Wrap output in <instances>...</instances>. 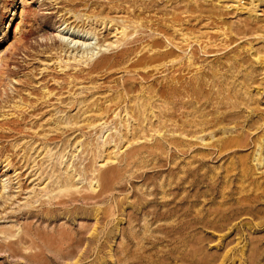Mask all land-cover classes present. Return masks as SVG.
<instances>
[{
    "label": "rangeland",
    "instance_id": "1",
    "mask_svg": "<svg viewBox=\"0 0 264 264\" xmlns=\"http://www.w3.org/2000/svg\"><path fill=\"white\" fill-rule=\"evenodd\" d=\"M62 1L24 0L23 8L22 0H0V264H264V166L251 162L254 140L262 133L250 125L259 120L264 126L257 116L264 114V76H256L252 97L244 101L249 107L238 110L240 119L229 117L232 121L211 129L198 125L183 133L171 123L165 127L173 110L164 113L163 107L176 104L159 96L151 102L154 115L132 119L111 110L100 116L125 75L113 69L109 78L104 71L94 74L90 85H69L74 71L59 72L49 48L59 47L54 38L59 20H75L70 9L85 16V22L97 14L90 6L107 0H75L68 6ZM84 2L89 7L79 6ZM144 8L139 1L115 8L111 17L143 13L156 24L195 37L199 43L192 45L201 55L197 66L205 70L196 73L194 68L187 77L205 76L211 82L214 70L227 71L225 86L239 89L244 75L264 68V0H175L151 12ZM22 10L25 23L17 29ZM22 33L28 41L15 44ZM180 39L177 35L176 42ZM260 81L263 93L256 95ZM208 94L193 100L190 119L198 122L211 111ZM215 98L211 103L219 112H238L226 104L230 100L219 106L223 96ZM251 109L258 112L250 120ZM90 121L95 122L88 129ZM212 132L215 142L237 136L239 147L211 157L215 149L202 139L211 143ZM178 139L191 143L180 148L189 152L170 159ZM161 144L167 152L158 148ZM3 186L8 187L4 195ZM187 194L195 205L191 213L188 205L172 212ZM162 213L166 217L156 215ZM87 240L93 241L89 254L76 263Z\"/></svg>",
    "mask_w": 264,
    "mask_h": 264
},
{
    "label": "bare ground",
    "instance_id": "2",
    "mask_svg": "<svg viewBox=\"0 0 264 264\" xmlns=\"http://www.w3.org/2000/svg\"><path fill=\"white\" fill-rule=\"evenodd\" d=\"M54 1L58 2L62 0H54ZM139 1L145 7L144 11L146 12H151L156 8H159V6L163 5V3L165 2L175 3V0H166V1L107 0V2L100 4L103 6H98L97 4L91 5L90 8L94 7L93 10L97 14L93 16L92 15L87 16L85 22H84L85 16L73 12L74 9L72 7H71L72 9L68 11V14H73V20L74 19L75 20L74 21L65 20V19L59 20L58 22L59 25L57 28L58 30L56 31L57 35L54 37L55 39L59 40L58 41L59 47L57 50L54 49V47L49 48V50L51 52H55L54 57H55V62H57L56 67L57 70H59V72L67 74L68 70L74 71L73 75L71 74L69 75V80H68L69 85H72L74 83H78L79 85H82L85 84V82L87 81H88L87 84L90 85V83L94 81V77H93L94 74L102 73V71H104L103 73H106L105 75H108L107 77L109 78L112 76V73H114L111 71H113V69H117L115 70V72L122 71V73L125 76H123L119 80L117 87L118 90L117 88L114 89V91H117V96L110 101L111 104H109V106L106 108V112L101 114L100 116H104V115L106 116V114L111 110H113L114 113L120 110L118 117L121 115V113L125 112L132 119L135 118L136 116L139 119L141 115L145 116L146 114L154 115L156 108L153 107L151 102L154 98L159 96L160 98L161 97L164 98L166 101H173V103L176 104L175 106H172L169 105V102H167L165 105L168 106L166 108L165 106L163 107L164 113L165 112L171 113L170 110H173V114L169 116V118L165 120V122H163L164 126L166 127L167 123H171L173 126L179 128L183 133L188 132L193 127H197L198 125L201 127H205L206 129L207 128L211 129L213 127H216L217 125L220 124L222 125L227 120L232 121V119H228L229 117L232 116H237V118L240 119V112L238 111L239 109H242L240 105H246L249 107V104L247 102L244 103V101H247V99H251L252 97L251 89L254 88L255 86L254 83L257 84L256 76H258L259 74H262L264 76V68L262 69V71H260V73L256 72L257 70L252 69L246 75H244V81L240 83L241 87L240 88L238 87L239 89H237V87L227 88L225 86L227 80V77H225V75L228 74L227 71L224 74H220L221 72H219L218 70H214L210 68L212 71L214 70L211 77L212 80L211 82L208 81V79L205 76L197 77L192 75V77H187L189 74L192 73V70L194 68L197 69L196 73L204 72L205 70L203 69L202 66L200 67L197 66V64L201 59L200 58L201 55L199 54V49L195 50L192 45L193 41L196 40L195 37L192 38L191 35L184 34L182 33V31L176 32L173 30L172 27H169L167 25H162L161 23L156 24V22L152 20H148V17H146L143 13H140L139 15H134L133 18L128 17L126 19L111 17V14L117 12L114 11L115 8L118 10H123L125 9V5L135 6L139 3ZM74 2L75 0L62 1L63 5L66 4L67 6L68 4L69 5L73 4ZM22 3H23L22 6L24 8V0H22ZM81 5L85 7H89V5H86L85 2L80 3L79 6ZM234 6L235 8H238L240 5H234ZM186 10L188 9L186 8ZM23 13L24 10H22L21 12L22 18L18 22L17 29H19L18 27L21 26V24L23 25L25 23L23 18L24 17ZM87 21H89V23H86ZM80 24L81 26L79 27ZM79 28L80 29L83 28L82 31L84 32V34H82ZM110 30H115L114 33H112L115 35L113 36V38H115L113 41L109 40V37L112 34H108V36L101 37L103 34L109 32ZM177 35H179V37L181 38L180 43H178V41L176 42ZM28 37L29 35L27 33H22L19 36V38H14V43L16 42L15 44H21L23 42H26L28 41ZM42 40L47 41V38H43ZM94 40H96V42H93ZM196 42L199 43V41H194V44ZM205 49L206 48H204V50ZM263 58L259 57L257 58L256 61H260ZM86 69H88V71ZM153 72H156V74L153 75L154 74ZM229 72H231V70ZM231 73L234 75L235 72H231ZM157 74L163 76H161V78L158 79L156 77ZM262 78H263L262 80H264V77ZM221 80H225V82L219 83V81ZM216 82H218L219 84L217 86V90H214ZM262 82L256 87L258 91L256 95H260V93H263L260 90V88L263 86ZM157 88L158 90L156 91ZM243 88L244 91H242ZM85 90H87V88ZM206 92L209 93L206 97L208 103L207 108H210L211 111L209 113H204V114L202 113L200 116V120L196 122L193 120L194 118L192 119L189 118L190 113L187 111H189V109L193 107L194 104L193 100L200 101L204 96L203 94ZM226 93L228 94L226 95ZM215 95L217 96V98H215L217 100H219V98L223 96L220 103H218L219 106L225 104L224 100H230L229 102H226V104L231 108V110H237L238 112L237 113L219 112V109L215 108V104L211 103L213 102L212 99H214ZM239 96L240 99H242V102H239ZM142 100L143 102H141ZM133 103L134 105L131 106V104ZM140 103H142L141 106ZM251 110L252 111L248 115L250 120L252 115L255 112H258V110L256 109L254 110L251 109ZM214 111L218 112V116L212 115L210 117V113ZM260 114L257 116H260L261 121L262 120L264 121V118H262L264 114L261 115ZM93 122L95 121H90L87 124L88 129L93 128L92 126ZM259 122H260L259 120L256 122H252L251 120L252 124H250L251 127L256 129L257 131L261 129L260 131L262 133V136L260 138L254 140L256 142L255 143L256 145L255 144L254 145L257 146V149L255 150V152L251 157L252 158L251 162L253 163L256 162V164L259 166H264V155H263L264 126L261 122H260L261 124L257 126ZM127 126L129 127L130 125ZM123 127L125 126L123 125ZM241 130L243 131L244 128H242ZM183 133L180 134L181 137H183L182 136ZM223 133L225 134V132ZM215 134H216L215 132H212L210 134V140H212L211 142L212 144L210 142H209L210 144L209 143L205 144V142L202 139V142L205 146H209L211 149L212 148L215 149L213 152L209 151L210 155L213 153H217V154L220 153L221 156V153L224 151L226 152V150L230 149V147H235L237 145L239 147L240 145L239 144L240 142L237 141V139H235V137L237 136H235L234 138L232 137L223 138L215 142L214 140ZM173 142L175 149L174 151L169 150V152H171L170 159H174L181 153L183 155L189 152V151L186 152L183 149L180 150V148L186 145H191L190 142L184 141L182 139L181 140L178 139ZM158 148H160L162 152L165 151L167 152V147L164 144L159 145ZM207 152L205 153L206 155L208 154ZM7 161H9L8 158L6 159L5 163ZM7 166H10V163H8ZM128 166L129 165H127V167ZM15 173L16 171H14V174ZM194 173H196V175L200 177L199 176L200 173L197 174V172L195 171L192 172L190 175L194 176ZM5 182L6 181H3V184H6ZM182 183H184V181H182ZM2 188L3 189L1 192L4 195L8 187L3 186ZM14 190L15 189H12V191ZM195 196H196L195 198L197 199V195ZM101 197L102 194L95 195L93 199H98ZM11 198H12L11 195L10 197H7L6 202L11 201ZM69 198L73 199L74 197H69ZM195 198H193L194 199L193 201H195ZM190 199H191V195L188 194L182 199H179V201L181 200L180 203L177 204V208L174 207L175 211L172 212L176 214L177 212L181 211L178 210L179 208L182 209L183 205H188L187 212L191 213L192 210L191 206L193 205V202ZM172 202L175 203L174 201ZM121 203L123 205V202ZM121 203L120 204L118 203V207L121 205ZM193 207H195V205H193ZM1 209L2 208L0 207V211ZM79 209L80 207H76L74 210L78 211ZM99 209L97 210L95 209V211H99ZM156 215L158 217H166V215L163 213L160 215L159 214ZM92 236H94V233L92 234ZM87 241H88L87 244L88 247L85 249L84 253L80 256L79 261H77L76 263H79L81 261L82 256L84 257L89 254V250L90 247H92L93 241L90 240ZM76 244L82 246L84 244V239L82 238L79 239L78 241H76ZM33 258L35 259L36 257Z\"/></svg>",
    "mask_w": 264,
    "mask_h": 264
}]
</instances>
